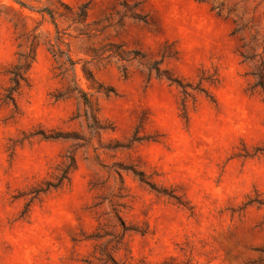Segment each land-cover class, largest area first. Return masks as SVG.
Instances as JSON below:
<instances>
[{"label":"rangeland","instance_id":"374dc122","mask_svg":"<svg viewBox=\"0 0 264 264\" xmlns=\"http://www.w3.org/2000/svg\"><path fill=\"white\" fill-rule=\"evenodd\" d=\"M65 1L102 28L66 37L91 107L43 44L3 101L41 16L0 0V264H264V92L234 33L264 35V0Z\"/></svg>","mask_w":264,"mask_h":264},{"label":"trees","instance_id":"16d2710c","mask_svg":"<svg viewBox=\"0 0 264 264\" xmlns=\"http://www.w3.org/2000/svg\"><path fill=\"white\" fill-rule=\"evenodd\" d=\"M13 1L19 4L21 9H29L31 12L39 14L41 19L33 29H23L22 33L18 36V38L22 40L20 47L24 46L25 49L18 53L17 61L8 69L9 85L5 88L2 95L3 101L15 102V93L19 92L24 85H29V70L32 62L36 59L38 48L43 44L48 45V51L52 54L57 64L56 67L60 70V75L67 79L65 93H76L82 99L85 106L91 107V98L89 94L78 85L76 78V65L78 61L71 56L69 43L66 38L70 35V32L67 30L72 26H75L80 34H86L88 36L95 35L101 31L102 28L99 27L90 28L91 23L88 21L87 4L70 5L65 0H56L57 4L53 6L42 4L36 6L30 1L42 3V0ZM7 6L14 9L13 5ZM27 17L31 16L27 15ZM60 20L67 22L68 27L61 28ZM45 22L54 26V37L50 29L37 32ZM235 24L234 33L251 32L248 38H241L242 45L240 55L243 58L242 62L249 65L248 73L254 78L253 86L260 88L264 92V35H262L259 30L252 33V26L249 25V22L235 21ZM13 25L15 30L18 29V22H14ZM23 26H25V24H23ZM107 51L111 52L110 56L119 55L121 59H126L124 55L114 52L112 49H105L101 53L95 52L93 59L103 58ZM83 70L87 79L92 81L94 78L93 71L87 68L86 65L83 67ZM108 91L109 90H106V93ZM62 94L63 92L60 95ZM63 164L61 173L59 176L57 175L56 181L47 182V187L41 188V191H45L50 187L57 188L63 185L65 180L70 181V173L76 167L75 157L70 156ZM114 262L117 264L115 260Z\"/></svg>","mask_w":264,"mask_h":264}]
</instances>
